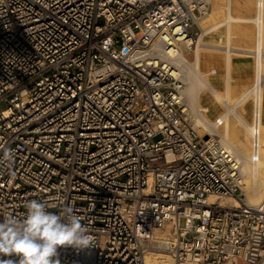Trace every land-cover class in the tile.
<instances>
[{
	"label": "built area",
	"instance_id": "2783aa9c",
	"mask_svg": "<svg viewBox=\"0 0 264 264\" xmlns=\"http://www.w3.org/2000/svg\"><path fill=\"white\" fill-rule=\"evenodd\" d=\"M208 11L0 0V219L32 199L72 206L98 245L62 247L60 264H144L160 248L175 264H264V200L248 202L233 146L198 132L170 54Z\"/></svg>",
	"mask_w": 264,
	"mask_h": 264
},
{
	"label": "bare ground",
	"instance_id": "6f19581e",
	"mask_svg": "<svg viewBox=\"0 0 264 264\" xmlns=\"http://www.w3.org/2000/svg\"><path fill=\"white\" fill-rule=\"evenodd\" d=\"M232 0H227L225 5V10L227 12L228 20V34L231 38V26L234 22H245L248 20L255 21L257 24V62L256 69L254 72V81L251 89L245 91L241 96L234 102V104L229 105L227 110L223 112L215 121L210 120L204 113H199L203 111L200 107V96L204 90H210L216 98V102L220 105L226 104L228 98H230V88L232 82L235 79V64L230 55L227 58V75L225 80L226 93L221 94L216 91L213 85L209 82L204 72L200 71L199 59L197 58L195 65L190 66L188 70V62L183 56L181 49L173 48L170 50L171 56L176 59V63L186 64L183 71V79L185 84L183 86V97L188 108H190L191 116L194 114L192 121H195V126L201 127L199 133L201 135H211L220 138L221 142H225L226 145H234V153L236 155V162L240 168L243 177L241 178L242 189L246 194L248 202L252 205H258L264 200V95H263V61H262V46L264 44V0H257L256 14L253 18H246L241 16H235L231 12ZM224 24V23H223ZM221 25L217 23L216 26ZM216 26L206 28L202 31L196 48L197 54L202 47L205 35L216 29ZM230 40V39H229ZM190 43V40L187 41ZM206 44V42H204ZM207 45V44H206ZM210 46V45H208ZM218 46V45H217ZM206 47V46H203ZM213 47V46H210ZM215 48V46H214ZM193 63H190V65ZM187 69V70H186ZM251 98L254 103V108L252 111L251 120H248L240 111L239 108L247 100ZM226 102V103H225ZM197 111V116L195 117V112ZM231 116L237 121V126L242 130V138L245 139L246 144L243 146H238L234 138L230 137L231 132ZM198 118V119H197ZM259 144L258 153L255 156L252 154L253 145ZM220 203L223 206H236L237 203L234 199H219L216 196H209L207 198L208 204ZM170 225H167L165 229H155L154 233L157 237L164 239L168 236L170 231ZM144 264H175L173 258L165 251V249H155L150 250L145 254Z\"/></svg>",
	"mask_w": 264,
	"mask_h": 264
},
{
	"label": "rangeland",
	"instance_id": "374dc122",
	"mask_svg": "<svg viewBox=\"0 0 264 264\" xmlns=\"http://www.w3.org/2000/svg\"><path fill=\"white\" fill-rule=\"evenodd\" d=\"M222 1L209 0V11L208 14L200 20L199 27L195 28L196 35L194 36V42L190 50L182 47V52L184 58L187 60L188 70L190 66L195 65L194 62L197 60L196 47L199 35L205 28H210L216 26L220 22L221 25L216 26V29L209 31L205 37L202 47L200 48V71L206 73V77L214 85V87L225 94L224 78L226 76V61L227 56L230 55L235 64V79L232 82L228 101L224 105L218 107L214 106V96L213 94L202 95V100L200 102V107L208 106L209 110L207 112L199 111V113H204L207 117L215 121L216 118L223 112L227 110L228 104L232 105L241 96L242 93L251 89L254 81V72L256 69L257 62V24L255 21L248 20L245 22H234L231 26V38L229 37V32L227 30L228 23L226 21L227 12L225 10ZM257 0H232L231 12L235 16H243L246 18H253L256 14ZM226 20V21H225ZM224 23V24H223ZM230 39V40H229ZM206 42V44H204ZM213 47H210V46ZM218 45V46H217ZM206 46V47H203ZM215 46V48H214ZM262 61H263V79H264V44L262 46ZM190 63H193L190 65ZM263 95H264V80H263ZM253 98L247 100L241 107L239 111L248 119L251 120L252 111L254 108ZM264 106V101H263ZM190 109V108H189ZM190 112V110H189ZM197 111L195 112V117L197 116ZM194 114L192 115V119ZM199 116V115H198ZM197 116V117H198ZM200 117V116H199ZM198 119V118H197ZM231 132L230 137L234 138L238 146H243L246 141L241 136L242 130L237 126V121L231 116ZM195 123V121L193 120ZM201 127L197 130L200 131ZM198 131V132H199ZM217 140L219 137L213 136ZM221 142V141H220ZM225 143V142H224ZM234 146V145H233ZM234 148V147H233ZM243 174L241 175V178ZM183 223V220L182 222Z\"/></svg>",
	"mask_w": 264,
	"mask_h": 264
},
{
	"label": "clouds",
	"instance_id": "9594fccd",
	"mask_svg": "<svg viewBox=\"0 0 264 264\" xmlns=\"http://www.w3.org/2000/svg\"><path fill=\"white\" fill-rule=\"evenodd\" d=\"M22 219H0V264H60L59 249H88L98 245L89 228L70 205L50 211L45 201L32 199Z\"/></svg>",
	"mask_w": 264,
	"mask_h": 264
},
{
	"label": "crops",
	"instance_id": "0c3cea01",
	"mask_svg": "<svg viewBox=\"0 0 264 264\" xmlns=\"http://www.w3.org/2000/svg\"><path fill=\"white\" fill-rule=\"evenodd\" d=\"M214 1H222L223 3H225L224 4V7H225V5H226V2H227V0H214ZM220 23V22H219ZM206 29V28H205ZM202 33V32H201ZM201 35V34H200ZM200 35H199V37H200ZM199 39V38H198ZM197 45H198V42H197ZM197 48V47H196ZM200 51V50H199ZM196 56H197V58L199 59V61H200V52H199V54H197V52H196ZM227 58H228V56H227ZM226 64H227V61H226ZM200 65V64H199ZM206 74V73H205ZM226 75H227V68H226ZM208 79V78H207ZM209 80V79H208ZM225 80H226V76H225V78H224V84H223V86H224V88H225V91H227V89H226V86H225ZM209 82H210V80H209ZM211 83V82H210ZM212 84V83H211ZM213 85V84H212ZM213 87H214V85H213ZM215 88V87H214ZM216 89V88H215ZM216 91L217 92H219L217 89H216ZM213 94L210 90H204L202 93H201V96L202 95H204V94ZM219 93H221V92H219ZM222 94V93H221ZM200 96V102H201V100H202V97ZM213 96H214V106H216V105H218V107H220V106H222V105H220V104H218L217 102H216V98H215V95L213 94ZM203 108V111L204 112H207L208 110H209V108H208V106H204V107H202ZM222 114V113H221ZM220 114V115H221ZM206 115V114H205ZM219 115V116H220ZM207 116V115H206ZM218 116V117H219ZM217 117V118H218Z\"/></svg>",
	"mask_w": 264,
	"mask_h": 264
}]
</instances>
